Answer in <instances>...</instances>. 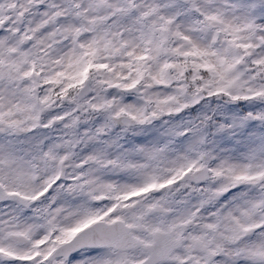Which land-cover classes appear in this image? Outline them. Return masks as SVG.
Listing matches in <instances>:
<instances>
[{"label": "snow or ice", "instance_id": "obj_1", "mask_svg": "<svg viewBox=\"0 0 264 264\" xmlns=\"http://www.w3.org/2000/svg\"><path fill=\"white\" fill-rule=\"evenodd\" d=\"M0 264H264V0H0Z\"/></svg>", "mask_w": 264, "mask_h": 264}]
</instances>
